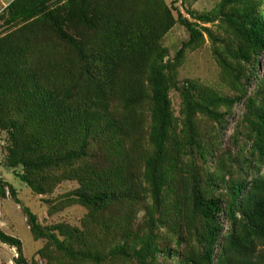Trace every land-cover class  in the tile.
Listing matches in <instances>:
<instances>
[{
	"label": "trees",
	"instance_id": "trees-1",
	"mask_svg": "<svg viewBox=\"0 0 264 264\" xmlns=\"http://www.w3.org/2000/svg\"><path fill=\"white\" fill-rule=\"evenodd\" d=\"M39 3L12 0L8 10L24 15ZM160 3L100 0L67 15L57 7L35 21V42L0 39V125L12 132L10 164L25 168L20 178L36 193L76 181L65 196L88 209L81 226L44 227L24 208L35 238L46 239L39 252L46 264H264V76L247 99V122L256 133L251 153L236 143L220 151L196 118L202 113L223 124L247 95L264 49V0H221L209 13L189 10L195 21L178 10L190 32L186 47L207 33L221 46L215 56L235 91L229 97L210 87L179 88L185 102L180 132L172 124V67L161 45L173 20L161 16ZM199 21L216 23L218 32ZM57 35L59 48L68 49L50 61L44 43ZM214 154L212 171L197 168L196 158L205 165ZM0 194L6 196L1 183ZM150 199L156 210L163 203L182 219L186 235L168 229L178 248L162 243ZM0 241L18 248L17 264H29L19 238L0 228Z\"/></svg>",
	"mask_w": 264,
	"mask_h": 264
},
{
	"label": "rangeland",
	"instance_id": "rangeland-1",
	"mask_svg": "<svg viewBox=\"0 0 264 264\" xmlns=\"http://www.w3.org/2000/svg\"><path fill=\"white\" fill-rule=\"evenodd\" d=\"M99 1L40 0L39 5L32 12L24 15H14L8 10L10 1L0 0V39H10L13 37L16 42H21L27 36H30L31 40L35 42L36 38L32 33H36V28L34 27L40 28V23L35 22L38 18L57 7H62L64 15H67L70 9L78 14L81 12V7L93 9L96 8V3ZM125 1L128 2L129 0ZM143 1L151 3V0ZM163 1L164 4H159V13L166 18L170 15L173 20V25L161 39V45L167 50L164 61L172 67L171 72L168 70L170 111L173 114L172 124L179 131L183 128L182 121L185 118V102L179 88L187 87L190 84L196 87H210L220 94L229 97H233L235 91L232 89L229 79L223 74L222 67L215 56V48H221V46L219 44L215 45L209 35L204 33L203 39L198 44L186 47L190 41V32L178 21V10L191 21H195L188 13L189 10L198 11L199 13H209L221 0H186L184 4H182L181 0ZM197 23L200 28L209 27L213 32H218L216 23H204L201 21ZM66 30L73 32L69 28H66ZM46 31L52 34L49 29H46ZM57 39L58 35L51 39V44H46V40L44 43L45 53L46 45L50 46L48 49L50 61L56 58L59 60L58 54H65L68 49H60L61 44L59 43V39L56 41ZM180 54L182 56L177 63L176 57ZM256 65L257 77L245 89L247 95L241 101L235 103L233 111L226 116V121L223 124L211 120L202 113H197L196 115L199 130L204 133L205 140L219 147L220 151L235 149L234 143H236L239 146L246 147V154L251 153L256 133L254 126H251L247 122V99L248 94H254L256 85L259 84L260 79L264 76V49H261L257 53ZM147 116L150 117L149 113ZM12 145V132L0 125V183L5 187L6 192L5 197L0 194V228L7 234L21 240L22 254L29 264H35L34 261L46 264L47 260L41 257L39 253L45 246L46 239L35 238L24 208L28 207L35 213L38 217V222L44 227L62 222L81 226L82 221L88 213V209L79 203L71 202L72 198L65 196L68 192L78 187L76 181H63L53 191L46 193L40 194L34 192L20 178V175L25 173V168L22 165L14 167L9 162ZM191 159V157L186 156V161ZM215 159L216 154L210 156L204 165L203 160L196 158V166L197 168L204 166L206 170L212 171L215 166ZM9 185L13 186L16 198L13 196ZM161 205V209L159 208L158 211L151 200L155 216L161 221L159 230L161 241L162 243L169 242L173 248H178L176 239L168 229L171 227L185 234L186 228L180 216L171 207L169 208L163 203ZM144 215V210H141L139 214L140 220H143ZM225 227L227 230L230 229L228 223H225ZM184 249L185 242L180 246L181 252ZM19 255L20 251L17 247L0 241V264H17ZM77 264L96 263L84 261Z\"/></svg>",
	"mask_w": 264,
	"mask_h": 264
},
{
	"label": "water",
	"instance_id": "water-1",
	"mask_svg": "<svg viewBox=\"0 0 264 264\" xmlns=\"http://www.w3.org/2000/svg\"><path fill=\"white\" fill-rule=\"evenodd\" d=\"M8 1H12V0H8Z\"/></svg>",
	"mask_w": 264,
	"mask_h": 264
}]
</instances>
